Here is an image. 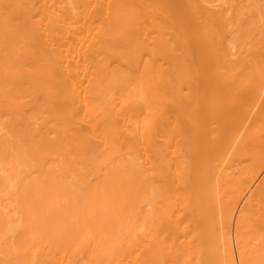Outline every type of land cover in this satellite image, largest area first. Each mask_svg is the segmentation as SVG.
<instances>
[{"label": "bare ground", "instance_id": "6f19581e", "mask_svg": "<svg viewBox=\"0 0 264 264\" xmlns=\"http://www.w3.org/2000/svg\"><path fill=\"white\" fill-rule=\"evenodd\" d=\"M0 264H264V0H0Z\"/></svg>", "mask_w": 264, "mask_h": 264}]
</instances>
